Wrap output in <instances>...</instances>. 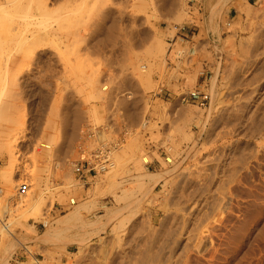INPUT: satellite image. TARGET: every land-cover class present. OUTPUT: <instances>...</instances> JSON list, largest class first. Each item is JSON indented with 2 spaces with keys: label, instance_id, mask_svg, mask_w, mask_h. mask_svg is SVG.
<instances>
[{
  "label": "rangeland",
  "instance_id": "1",
  "mask_svg": "<svg viewBox=\"0 0 264 264\" xmlns=\"http://www.w3.org/2000/svg\"><path fill=\"white\" fill-rule=\"evenodd\" d=\"M245 4L249 14L238 10ZM262 5L47 0L46 10L10 12L13 20L26 12L27 22L0 29V264H264ZM156 41L162 51L151 54ZM191 90L209 99L181 102ZM11 134L12 156L2 143ZM117 140L111 170L73 173L82 153ZM147 171L164 175L149 187L132 184ZM21 180L29 190L17 196ZM39 196L44 203L34 208Z\"/></svg>",
  "mask_w": 264,
  "mask_h": 264
},
{
  "label": "bare ground",
  "instance_id": "2",
  "mask_svg": "<svg viewBox=\"0 0 264 264\" xmlns=\"http://www.w3.org/2000/svg\"><path fill=\"white\" fill-rule=\"evenodd\" d=\"M24 1L25 0H0V29H2L3 28V31H5L4 29H10V30H19V29H21V27H24V26H26L25 24H26V22L24 21V18H25V16H26V12H25V15H23L22 14V12H21V14H19L20 15V17H19V19H17V20H13L12 18H14V17H11L10 15V12H12L13 10L15 11H17V10H20V11H23L24 9L23 8H25L26 10H31V9H39V10H43V9H45L46 10V6H47V0H36V6L34 7V6H32L31 5V1L32 0H29V2H26V5L24 4ZM31 2V3H30ZM33 2H35V1H33ZM28 3V4H27ZM100 3V2H99ZM102 3V2H101ZM104 5V4H103ZM173 5V4H172ZM178 5V4H177ZM221 6V5H220ZM249 6V5H248ZM246 4L245 5H241L239 8H238V10H241L242 12H244L245 14H249L250 13V11H251V9L248 7ZM262 6H264V5H262ZM175 7V6H174ZM177 7V6H176ZM185 7V6H184ZM234 7V6H233ZM261 8V7H260ZM259 8V9H260ZM254 9V8H253ZM47 10H49V9H47ZM175 10V9H174ZM174 10H172V12L174 11ZM220 10V9H219ZM255 10H256V8H255ZM111 11V10H110ZM254 11V10H253ZM252 11V12H253ZM261 11V10H260ZM17 12H19V11H17ZM24 12V11H23ZM32 11H30V13H31ZM180 12V11H179ZM179 12H177V13H179ZM256 12V11H255ZM262 12H264V11H262ZM41 13V12H40ZM219 13V12H218ZM257 13V12H256ZM261 13V12H260ZM259 13V14H260ZM18 13H16V15H17ZM43 14V13H42ZM254 14V13H253ZM261 14H264V13H261ZM46 15V14H45ZM180 15V14H179ZM178 15V16H179ZM251 15V14H250ZM246 16V15H245ZM259 16V15H258ZM261 16V15H260ZM18 17V16H17ZM34 17H35V15H34ZM254 18H257V17H255V16H253ZM168 18V17H167ZM179 18V17H178ZM245 18V17H244ZM16 19V18H15ZM29 19V18H28ZM36 19V18H35ZM174 19V18H173ZM252 19V18H251ZM23 20V21H22ZM30 20V19H29ZM178 20H180V19H178ZM244 20V19H243ZM249 20V19H248ZM261 22H258V23H264V15H262L261 16ZM31 21V20H30ZM37 21V20H36ZM29 23H31V22H29ZM209 23V22H208ZM232 23V22H231ZM251 23V22H250ZM234 24V23H233ZM237 24V23H236ZM27 25H28V23H27ZM33 25V24H32ZM31 25V26H32ZM58 25V24H57ZM61 25V24H60ZM59 25V26H60ZM58 26V27H59ZM248 26H249V24H248ZM262 26V25H261ZM257 27H258V25H257ZM256 27V28H257ZM25 28V27H24ZM23 28V29H24ZM256 28H254V29H256ZM55 29V28H54ZM111 29V28H110ZM15 30V31H16ZM34 30V29H33ZM23 31V30H22ZM256 31V30H255ZM258 31V30H257ZM18 32H20V31H17V33ZM73 32V31H72ZM108 32V31H107ZM1 33V32H0ZM3 33V32H2ZM10 34V33H9ZM12 34V33H11ZM11 34H10V36H11ZM19 34V33H18ZM47 34V33H46ZM75 34H77V32H75ZM17 35V34H16ZM73 35V34H72ZM114 35V34H113ZM227 35V34H226ZM233 35V34H232ZM235 35V34H234ZM21 36V34L19 35V38H21L20 37ZM26 36V35H25ZM79 36V35H78ZM11 37H15V36H13V34H12V36ZM33 37V36H32ZM31 37V38H32ZM41 37V36H40ZM48 37V36H47ZM226 37V36H225ZM241 37V36H240ZM251 37V36H250ZM253 37V36H252ZM19 38H18V41H19ZM51 38V37H50ZM227 38V37H226ZM254 38V37H253ZM258 38V37H257ZM7 39V37H5V40ZM27 39V38H26ZM29 39V38H28ZM245 39V38H244ZM1 40V39H0ZM34 38H32V40L31 41H33L34 42ZM206 40V39H205ZM253 40V39H252ZM21 41V40H20ZM30 41V44H32L33 42H31ZM227 41V40H226ZM244 41H246V40H244ZM10 42V41H9ZM36 42H37V37H36ZM157 42V45L158 46H156V47H152L153 48V50H151L150 48V50L152 51V52H150V51H148V52H150L151 54L152 53H154V51H158L159 53H161V51H162V48H161V46H162V44H160L159 43V41H156ZM203 42V41H202ZM205 42V41H204ZM224 42V41H223ZM20 43V42H19ZM38 43V42H37ZM42 43V42H41ZM159 43V44H158ZM234 43V42H233ZM2 44V43H1ZM4 44V43H3ZM156 44V43H155ZM239 44V43H238ZM19 45H21V44H19ZM33 45V44H32ZM154 45V44H153ZM251 45H253V42H252V44ZM262 45H264V44H262ZM14 46H16V45H14ZM34 46V45H33ZM29 47V46H28ZM198 47V46H197ZM1 48V47H0ZM3 49V48H2ZM30 49V48H29ZM34 49V48H33ZM262 49V48H261ZM28 51V50H27ZM180 51V50H179ZM262 51V50H261ZM7 52V51H6ZM25 52V51H24ZM157 52V53H158ZM252 52V51H251ZM4 53V52H3ZM30 53V52H29ZM149 53V54H150ZM185 53V52H184ZM262 53V52H261ZM2 54V53H1ZM25 54V53H24ZM27 54V53H26ZM253 54V53H252ZM9 55V54H8ZM22 55V54H21ZM28 55V54H27ZM26 55V56H27ZM156 55V54H155ZM175 55V54H174ZM179 55V54H178ZM256 55V54H255ZM9 57V56H8ZM7 57V58H8ZM28 57V56H27ZM175 57V56H174ZM197 61V60H196ZM191 63V62H190ZM183 65H184V63H183ZM7 66V65H6ZM151 66V65H150ZM169 66V65H168ZM182 66V65H181ZM9 67V66H8ZM176 67V66H175ZM52 68H54V67H52ZM51 68V69H52ZM150 68V67H149ZM45 69V68H44ZM171 69V68H170ZM191 69V68H190ZM1 70V69H0ZM55 70V69H54ZM144 72H145V69H144ZM1 73V72H0ZM147 74V73H146ZM146 74H145V76H146ZM148 75V74H147ZM149 76V75H148ZM188 76V75H187ZM145 79H147L146 77H145ZM145 79H143V80H145ZM149 79V78H148ZM193 79V78H192ZM13 80V79H12ZM148 81V80H147ZM13 83L15 82V81H12ZM149 82V81H148ZM9 84V83H8ZM149 84V83H148ZM11 85V84H10ZM13 85V84H12ZM146 85V84H145ZM6 86V85H5ZM14 87H16V86H14ZM8 88H10V87H8ZM7 88V89H8ZM211 88V87H210ZM19 89V88H18ZM9 90V89H8ZM211 90V89H210ZM5 91H7V90H5ZM14 91V90H13ZM3 92V91H2ZM14 92H16V91H14ZM210 92V91H209ZM12 93V92H11ZM20 93V92H19ZM5 93H3V95H4ZM10 94V93H9ZM15 95V94H14ZM212 95V94H211ZM12 96V95H11ZM251 97V96H250ZM180 99V98H179ZM13 101V100H12ZM23 101V100H22ZM124 101V100H123ZM255 101V100H254ZM20 102V101H19ZM44 102H45V100H44ZM130 103V102H129ZM180 103V102H179ZM135 104V103H134ZM125 105H127V104H125ZM132 105V104H131ZM188 105V104H187ZM4 106V105H3ZM1 108V107H0ZM7 108V107H6ZM126 108V107H125ZM191 108V107H190ZM196 109H197V107H195ZM3 109V108H2ZM20 109V108H19ZM164 109V108H163ZM16 110V109H15ZM201 110V109H200ZM202 111V110H201ZM256 111H257V109H256ZM131 112V111H130ZM177 112V111H176ZM197 112V111H196ZM206 112V111H205ZM253 112V111H252ZM262 112H264V111H262ZM2 113H3V111H2ZM8 113V112H7ZM9 113H11V112H9ZM17 113V112H16ZM179 113V112H178ZM184 113H185V111H184ZM191 113V117H192V112H189V114ZM12 114V113H11ZM133 114V113H132ZM140 114V113H139ZM169 114V113H168ZM198 114H200V113H198ZM253 114V113H252ZM18 114H16V116H17ZM131 115V114H130ZM186 115V114H185ZM262 115H264V114H262ZM1 116V115H0ZM19 116V115H18ZM132 116V115H131ZM179 116V115H178ZM195 116H197V115H195ZM251 116V115H250ZM11 117V116H10ZM143 117V116H142ZM6 118V117H5ZM129 118V117H128ZM166 118V117H165ZM183 118V117H182ZM260 118V117H259ZM2 119V118H1ZM13 119V118H12ZM139 119V118H138ZM181 119V118H180ZM186 121H187V119L186 118H184ZM184 119H182V120H184ZM192 119V118H191ZM194 119V118H193ZM262 119H264V118H262ZM7 120V119H6ZM140 120V119H139ZM202 120V119H201ZM15 121H16V119H15ZM131 121V120H130ZM138 122V121H137ZM149 122V121H148ZM190 122V121H189ZM253 122V121H252ZM7 123V122H6ZM17 123V122H16ZM262 123V122H261ZM9 124H11V123H9ZM22 124V123H21ZM146 124V123H145ZM144 123H142V126H144L145 125ZM250 124H251V122H250ZM260 124V123H259ZM147 125V124H146ZM168 126V125H167ZM256 126V125H255ZM5 127V126H4ZM10 127V126H9ZM9 127H7V130H8V128ZM15 127V126H14ZM172 127V126H171ZM179 127V126H178ZM251 127V126H250ZM260 127V126H259ZM262 127V126H261ZM1 128H2V126H1ZM16 128V127H15ZM173 129V128H172ZM178 129V128H177ZM1 130V129H0ZM10 130V129H9ZM15 130H17V129H15ZM171 130V129H170ZM175 130V129H174ZM174 130H173V132H174ZM179 130V129H178ZM259 130V129H258ZM262 131V130H261ZM6 132V131H5ZM168 132V131H167ZM182 132V131H181ZM250 132V131H249ZM2 133V132H1ZM0 133V134H1ZM165 133V132H164ZM6 134V133H5ZM17 134V133H16ZM166 134V133H165ZM169 134V133H168ZM174 134V133H173ZM187 134V133H186ZM13 136H16L15 134H11L10 136H9V138H7L6 137V140L5 141H1L2 143H4V146L6 147V151L8 152V154H12V149H11V143H10V141L12 140V142H13ZM126 136V135H125ZM133 136V135H132ZM168 136V135H167ZM1 138V137H0ZM168 138V137H167ZM171 138V137H170ZM2 139V138H1ZM52 139V138H51ZM50 139V140H51ZM132 140V139H131ZM162 140V139H161ZM160 140V141H161ZM14 141H15V138H14ZM47 142H49V141H47ZM50 143H51V141H50ZM70 143V142H69ZM131 144V143H130ZM178 144V143H177ZM2 145V144H1ZM48 147H49V145H47ZM14 147V146H13ZM12 147V148H13ZM69 147V146H68ZM134 148V147H133ZM136 148V147H135ZM134 148V149H135ZM168 149V148H167ZM187 149V148H186ZM21 150V149H20ZM47 151V150H46ZM45 151V152H46ZM198 151V150H197ZM196 151V152H197ZM168 152V151H167ZM188 152V151H187ZM195 152V153H196ZM138 153H140V152H138ZM181 153V152H180ZM186 153V152H185ZM40 154H42L43 155V153H40ZM45 154V153H44ZM143 154V153H142ZM168 154V153H167ZM194 154V153H193ZM192 154V155H193ZM46 155V154H45ZM9 156V155H8ZM12 156V155H11ZM14 156V155H13ZM41 156V155H40ZM42 157V156H41ZM40 157V158H41ZM140 157V156H139ZM234 157V156H233ZM191 158V157H190ZM7 159H9V158H7ZM48 159V158H47ZM160 159V158H159ZM233 159V158H232ZM11 160V161H10ZM10 160H8V161H10L11 163L9 164L10 166V168L12 167L13 168V164H14V159L12 158V159H10ZM51 160V159H50ZM141 160V159H140ZM173 160V159H172ZM181 160V159H180ZM7 161V162H8ZM40 161V160H39ZM38 161V162H39ZM240 161H242V160H240ZM45 162V161H44ZM163 162V161H162ZM40 163V162H39ZM46 164V163H45ZM24 165H25V163H24ZM27 165H29V164H27ZM59 165V164H58ZM67 165V164H66ZM139 165V164H138ZM141 165V164H140ZM165 165V164H164ZM234 165V164H233ZM8 166V165H7ZM62 166V165H61ZM215 166H217V165H215ZM4 167V166H3ZM56 167V166H55ZM64 167V166H63ZM139 167H141L142 169L144 168V166L143 165H141V166H139ZM173 167V166H172ZM171 167V168H172ZM11 168V169H12ZM29 168V167H28ZM36 168V167H35ZM40 168V167H39ZM44 168V167H43ZM42 168V169H43ZM141 168H138L139 169V171H140V169ZM163 168V167H162ZM184 168V167H183ZM186 168V167H185ZM15 169V168H14ZM17 169V168H16ZM27 169V168H26ZM138 169H137V171H138ZM9 170V169H8ZM111 170V169H110ZM169 170H170V168H169ZM187 170V169H186ZM233 170V169H232ZM10 172L8 173V174H4V176H3V180H5V181H9L10 180V176H11V171L12 170H9ZM33 171V170H32ZM40 171H41V169H40ZM70 171V170H69ZM68 171V172H69ZM143 171V170H142ZM171 171V170H170ZM173 171V170H172ZM25 172V171H24ZM31 172V171H30ZM49 172V171H48ZM51 172H53V169H52V171ZM167 172V171H166ZM165 172V173H166ZM37 173V172H36ZM34 174L33 175V177H35V175H37V174ZM71 173V172H70ZM105 173V172H104ZM112 173V172H111ZM113 173H114V171H113ZM117 173V172H116ZM128 173V172H127ZM145 174L144 175H142V173L140 174V173H138L139 175L138 176H136V179H138L137 177H141V175H142V177L141 178H139L138 180H135L136 182H134L133 181V185L135 184V185H137V186H139V187H141V186H143L144 188H145V186H147L146 184L147 183H149V182H153V184L158 180V178L159 177H161V175H164V172L162 173L161 171H159V172H152V171H150V172H144ZM30 174H32V173H30ZM64 174H65V172H64ZM99 174V173H98ZM126 174V173H125ZM52 175V174H51ZM58 175V174H57ZM66 175V174H65ZM107 175H109V174H107ZM112 175V174H111ZM172 175V174H171ZM182 175V174H181ZM180 175V176H181ZM215 175V174H214ZM1 176V175H0ZM26 176V175H25ZM25 176H24V178H25ZM68 176V175H67ZM112 176H116L115 174H113ZM144 176V177H143ZM6 177V178H5ZM7 177H8V179H7ZM63 177H65V176H63ZM174 177V176H173ZM32 178V177H31ZM40 178V177H39ZM108 178H110V179H112V177L110 176H108ZM108 178H106V180H108L109 181V179ZM114 178V177H113ZM17 179V178H16ZM29 179V178H28ZM64 179V178H63ZM167 179V178H166ZM173 179H175V178H173ZM32 180V179H31ZM37 180H39V179H37ZM37 180H36V182H37ZM60 180V179H59ZM95 180V179H94ZM7 181V182H8ZM14 181V180H13ZM22 181V180H21ZM26 181V180H25ZM29 181V180H28ZM33 181H34V178H33ZM114 181V180H113ZM112 181V182H113ZM12 182V181H11ZM36 182H34V183H36ZM50 182V181H49ZM112 182H111V180H110V182L108 183V184H112ZM130 182V181H129ZM172 182V181H171ZM2 183V182H1ZM8 183H10V182H8ZM17 183V182H16ZM38 183H40V182H38ZM37 183V184H38ZM139 185H138V184ZM163 183V182H162ZM168 183V182H167ZM13 184V183H12ZM18 184V183H17ZM36 184V185H37ZM107 184V185H108ZM110 184V185H111ZM118 184V183H117ZM150 184H152V183H150ZM150 184H149V186H150ZM221 184V183H220ZM19 185V184H18ZM46 185V184H45ZM109 185V186H110ZM162 185V184H161ZM169 185H170V183H169ZM94 186V185H93ZM149 186H147V187H149ZM1 187V186H0ZM17 187V186H16ZM146 187V188H147ZM7 188V187H6ZM47 188V187H46ZM127 188V187H126ZM130 188V187H129ZM131 188H132V186H131ZM130 188V189H131ZM142 188V187H141ZM141 188H139V189H141ZM162 188V187H161ZM216 188V187H215ZM16 189V188H15ZM31 189V188H30ZM44 189V188H43ZM58 189V188H57ZM56 189V190H57ZM69 189V188H68ZM95 189H98V187L96 188L95 187ZM129 189V190H130ZM150 189V188H149ZM17 190V189H16ZM124 190V189H123ZM123 190H122V192H123ZM127 190V189H126ZM125 190V191H126ZM128 190V191H129ZM134 190V189H133ZM138 190V189H137ZM7 191V190H6ZM39 191V193H41V195H42V192H41V190H38ZM124 191V192H125ZM128 191H126V192H128ZM131 191V190H130ZM15 192V191H14ZM30 192V191H29ZM56 192V191H55ZM92 192V191H91ZM95 193V192H94ZM27 194V193H26ZM53 194V193H52ZM67 194V193H66ZM114 194V196H115V198H116V200H118L120 197H121V195L119 196L118 194H116V193H113ZM144 194H146V193H144ZM152 194V193H151ZM176 194V193H175ZM174 194V195H175ZM16 195V194H15ZM123 195H125L124 193H123ZM153 195V194H152ZM156 195V194H155ZM154 195V196H155ZM27 196V195H26ZM47 196H49V195H47ZM130 196V195H129ZM142 196V195H141ZM145 196V195H144ZM153 196V197H154ZM164 196V195H163ZM162 196V197H163ZM17 197V196H16ZM32 197V196H31ZM31 197L29 198V200H31ZM36 197V196H35ZM43 196H39V198H38V200H36L35 201V205L36 206H33L34 208L35 207H40V204H42V203H44V201H43V198H42ZM151 197V196H150ZM176 197V196H175ZM15 198V197H14ZM94 198V197H93ZM92 198V199H93ZM127 199V196L125 197V196H123L122 197V199ZM129 198V197H128ZM24 198L22 197V200H23ZM47 199V198H46ZM51 199V198H50ZM26 200V199H25ZM33 200V199H32ZM45 200V199H44ZM130 200V199H129ZM159 200V199H158ZM93 201V200H92ZM138 201V200H137ZM133 202V201H132ZM21 203V202H20ZM24 203H25V201H24ZM89 203V202H88ZM91 203H93V202H91ZM90 203V204H91ZM95 203V202H94ZM130 203V202H129ZM128 203V205H130ZM135 203V202H134ZM159 203V202H158ZM7 204H8V202H7ZM169 204V203H168ZM38 205V206H37ZM81 205V204H80ZM86 205H87V203H86ZM126 205V204H125ZM78 206V205H77ZM140 206V205H139ZM31 207V206H30ZM84 207V206H83ZM86 207V206H85ZM166 207V206H165ZM3 208V207H2ZM10 208V207H9ZM32 208V207H31ZM78 208V207H77ZM87 208H89V207H87ZM134 208V207H133ZM125 209V208H124ZM113 210V209H112ZM112 210L110 211V210H106V214H105V216L107 217V218H105L106 220L107 219H110L111 218V215H112ZM182 210V209H181ZM4 211V210H3ZM34 211V210H33ZM38 211V210H37ZM77 211V210H76ZM75 211V212H76ZM36 212V211H35ZM34 212V213H35ZM69 212V211H68ZM67 212V213H68ZM126 212V211H125ZM133 212V211H132ZM165 212V211H164ZM1 213V212H0ZM33 213V214H34ZM40 212H37V214H39ZM115 213V212H114ZM128 213H130V212H128ZM182 213V212H181ZM7 214H8V212H7ZM11 214V213H10ZM32 214V215H33ZM180 214V213H179ZM1 215V214H0ZM35 215V214H34ZM74 215V214H73ZM114 215V214H113ZM176 215V214H175ZM38 216V215H37ZM36 216V217H37ZM40 216V215H39ZM38 216V217H39ZM166 216V215H165ZM2 217V216H1ZM70 218V214H68L64 219H59L58 221H56L55 222V225L53 224V226H51V227H49V228H47L45 231H43L44 233H43V235H45V237L47 236V238H48V235L50 236V234H51V232H53V230L54 229H56V228H59L61 225L60 224H64V222L65 221H67L68 219ZM74 218V217H73ZM182 218V217H181ZM186 218V217H185ZM43 219V218H42ZM122 220H123V218H121ZM120 219V220H121ZM125 219V218H124ZM45 220V219H44ZM70 220V219H69ZM68 220V221H69ZM120 220H118V221H120ZM110 221V220H109ZM105 222V221H104ZM45 223H46V221H45ZM101 223H103V222H101ZM118 224H119V222H117ZM185 223V222H184ZM44 224V223H43ZM47 224H48V222H47ZM97 224H99V226L101 225L100 224V221H96V222H94L93 224H92V222H91V225H94V226H97ZM51 225V224H50ZM60 225V226H59ZM65 225H66V222H65ZM113 225V224H112ZM119 225H123V224H119ZM114 226V225H113ZM118 226V225H117ZM183 226H185V225H183ZM73 227V226H72ZM117 228V227H116ZM119 228V227H118ZM113 229V228H112ZM123 230V229H122ZM183 230V229H182ZM138 231V230H137ZM143 231V230H142ZM96 232V231H95ZM118 232V231H117ZM76 233V232H75ZM142 234V233H141ZM71 235V234H70ZM82 236V235H81ZM44 237V238H45ZM195 237V236H194ZM47 238H45V239H47ZM82 238V237H81ZM178 238H180V237H178ZM203 238V237H202ZM198 239V238H197ZM199 239H201V238H199ZM75 240V239H74ZM82 240V239H81ZM116 240V239H115ZM114 240V241H115ZM180 240V239H179ZM17 241V240H16ZM65 241H67V240H65ZM195 241V240H194ZM199 241H201L200 243H202V240H199ZM199 241H198V244H199ZM19 242V241H18ZM21 242V241H20ZM82 242V241H81ZM117 243H118V241H116ZM174 242V241H173ZM179 241H177V242H175V245H174V248L176 247V244L178 243ZM186 242V241H185ZM15 243H17V242H15ZM39 243V242H38ZM83 243V242H82ZM113 243V242H112ZM153 243V242H152ZM193 243V242H192ZM80 244V243H79ZM138 244V243H137ZM173 244V243H172ZM188 244V243H187ZM198 244H196V245H198ZM18 245V244H17ZM112 245H114V244H112ZM178 245V244H177ZM202 245V244H201ZM204 245H205V243H204ZM79 246V245H78ZM115 246H117V244L115 245ZM203 246V245H202ZM201 246V247H202ZM86 247V246H85ZM118 247V246H117ZM117 247H116V249H117ZM151 247V246H150ZM28 248V247H27ZM82 248V247H81ZM53 249V248H52ZM115 249V250H116ZM119 249V248H118ZM132 249V248H131ZM172 249V248H171ZM28 250V249H27ZM87 250V249H86ZM121 250V249H120ZM174 250V249H173ZM196 250H198V248L196 249ZM80 251V250H79ZM111 251V250H110ZM149 251V250H148ZM184 251V250H183ZM199 251V250H198ZM29 252H30V249H29ZM78 252V251H77ZM85 252V251H84ZM106 252V251H105ZM154 252V251H153ZM196 252V251H195ZM31 253V252H30ZM143 253H144V251H143ZM201 253V252H200ZM84 254V253H83ZM178 254V253H177ZM177 254H176V257H177ZM68 255V254H67ZM96 255H97V253H96ZM106 255V254H105ZM114 255V254H113ZM139 255V254H138ZM179 255V254H178ZM31 256V255H30ZM80 256V255H79ZM122 256V255H121ZM139 256H141V255H139ZM155 256V255H154ZM74 257H76V256H74ZM109 257V256H108ZM111 257V256H110ZM134 257H136V256H134ZM182 257V256H181ZM180 257V258H181ZM81 258V257H80ZM103 258V257H102ZM140 258V257H139ZM143 258H144V256H143ZM149 258V257H148ZM150 258H152L153 259V257H150ZM31 259H33V258H31ZM30 259V260H31ZM82 259V258H81ZM99 259V258H98ZM160 259V258H159ZM162 259V258H161ZM70 260V259H69ZM148 260V259H147ZM68 261V260H67ZM122 261V260H121ZM125 261V260H124ZM138 261V260H137ZM150 261V260H149ZM100 262H101V259H100ZM99 262V263H100ZM118 262V261H117ZM131 262V261H130ZM134 262V261H133ZM139 262V261H138ZM65 263V262H64ZM141 263V262H140ZM153 263H154V261H153ZM164 263V262H163ZM38 264V263H37ZM97 264V263H96ZM128 264V263H127ZM130 264V263H129ZM134 264V263H133ZM138 264V263H137Z\"/></svg>",
  "mask_w": 264,
  "mask_h": 264
},
{
  "label": "built area",
  "instance_id": "3",
  "mask_svg": "<svg viewBox=\"0 0 264 264\" xmlns=\"http://www.w3.org/2000/svg\"><path fill=\"white\" fill-rule=\"evenodd\" d=\"M181 102H193L203 105L209 99V95L205 92L191 90L179 95ZM146 123L145 121L143 122ZM116 142L99 143L93 150L82 153L80 159L74 163L73 173L79 179H87L89 176L94 177L98 172L110 169L113 166L112 151L116 147ZM29 190L28 181H21L17 186V196H24ZM0 209H2V202L0 200ZM3 217H0V223L5 224L6 215L2 212Z\"/></svg>",
  "mask_w": 264,
  "mask_h": 264
}]
</instances>
